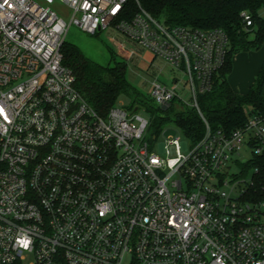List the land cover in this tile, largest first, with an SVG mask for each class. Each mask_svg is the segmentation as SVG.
<instances>
[{
  "label": "built area",
  "instance_id": "built-area-1",
  "mask_svg": "<svg viewBox=\"0 0 264 264\" xmlns=\"http://www.w3.org/2000/svg\"><path fill=\"white\" fill-rule=\"evenodd\" d=\"M62 1L70 22L35 0H0V264H264V182L253 191L257 169L239 159L243 149L264 157V115L232 132L202 115L204 136H167L162 155L139 107L100 114L61 52L70 25L113 26L183 70L200 111L226 62L225 30L168 24L139 0L130 19L129 0ZM175 84L153 82L159 106L181 99Z\"/></svg>",
  "mask_w": 264,
  "mask_h": 264
},
{
  "label": "trees",
  "instance_id": "trees-1",
  "mask_svg": "<svg viewBox=\"0 0 264 264\" xmlns=\"http://www.w3.org/2000/svg\"><path fill=\"white\" fill-rule=\"evenodd\" d=\"M140 5L154 17L168 24H182L201 29L221 28L229 37V50L224 66L214 76L213 88L198 95L200 111L194 106L185 107L177 99L167 107L149 105L150 126L155 139L169 123H174L186 140L199 141L205 134L208 121L213 130L232 132L242 127L253 112L264 115V68L251 89L239 94L231 87L228 76L233 71L234 56L242 51L259 50L264 44V16L260 9L264 0H139ZM139 10L135 0L127 5L128 19ZM248 11L253 24L245 26L241 13ZM61 52L63 63L75 76V86L94 106L105 115L122 95H132L137 102L145 103L141 93L129 82L128 62L111 50L112 63L102 65L89 58L74 43L64 41ZM252 111H248V108ZM242 164V163H241ZM247 168L253 172L252 190L264 182V157L249 161Z\"/></svg>",
  "mask_w": 264,
  "mask_h": 264
},
{
  "label": "rangeland",
  "instance_id": "rangeland-1",
  "mask_svg": "<svg viewBox=\"0 0 264 264\" xmlns=\"http://www.w3.org/2000/svg\"><path fill=\"white\" fill-rule=\"evenodd\" d=\"M35 1L42 6H50L60 16L65 18L66 21L70 22L73 15V9L64 1ZM260 14L264 16V6L260 9ZM65 40L79 46L89 58L102 65L113 64V53L111 50L120 56L118 53V47L120 44L124 46L125 51L134 50V54L131 57H128L127 60V77L131 85L141 93L142 97L145 99V103L137 102L132 95H122L115 104L117 107H139V113L150 119L148 109L149 105L159 106L152 97V85L156 80H159L168 86H176L175 79H178L179 86L177 87V92L181 96V99H183H177L178 102L185 107L191 106V104L194 102V99L189 92V86L187 85V77L183 70L171 66L162 58H157L153 62L152 60L154 58V53L151 50L141 47L138 43L127 37L122 32L118 31L113 26L99 32L96 35H91L82 30L79 26L72 24L68 29ZM118 43L120 44L118 45ZM249 52L255 51L250 50ZM263 68L264 64L260 67V70H257L258 72H253L252 76L258 78V76L262 73ZM244 77L245 74H243L240 65H238L235 71L229 76L230 81L235 85V89L241 93H246V91H248V86L245 88L242 86ZM248 111H252V108H248ZM164 129H166L165 133L157 140L155 139L153 129H150L146 136L147 141L150 143L151 149L162 155H165L166 152L164 148L165 138L167 136H178L181 134L179 128L172 122L169 123ZM181 146L184 153H186L190 148V144L184 138L181 140ZM239 159L242 164H247L248 161L252 159V153L246 149H243ZM234 169L235 171H239L241 166L235 165ZM130 260V256L126 257L125 263H129Z\"/></svg>",
  "mask_w": 264,
  "mask_h": 264
},
{
  "label": "crops",
  "instance_id": "crops-1",
  "mask_svg": "<svg viewBox=\"0 0 264 264\" xmlns=\"http://www.w3.org/2000/svg\"><path fill=\"white\" fill-rule=\"evenodd\" d=\"M249 51H242L234 56V67H233V71L230 73L231 75L235 71L236 67L240 65L243 74H245L242 86L244 88L248 86V91H246V93L249 92L252 85L255 83L257 79L255 78V76L254 77L252 76L253 72H258L257 70H260V67L264 64V44L259 50H254L255 52H249ZM118 53L125 60H128L129 56L126 52L118 49ZM152 61L154 62L155 59L153 58ZM229 76H228V81L231 87L233 88V90L239 94H246V93L238 92L235 89V85L230 81Z\"/></svg>",
  "mask_w": 264,
  "mask_h": 264
},
{
  "label": "snow or ice",
  "instance_id": "snow-or-ice-1",
  "mask_svg": "<svg viewBox=\"0 0 264 264\" xmlns=\"http://www.w3.org/2000/svg\"><path fill=\"white\" fill-rule=\"evenodd\" d=\"M89 6H90V5H88L87 3H85V5H84V7H89ZM117 8H119V5H117L116 8H113L112 11L115 12ZM92 10H93V11H96L95 8H93ZM2 111H3V109L0 108V112H2ZM24 244H25V246H27V242H26V241L24 242Z\"/></svg>",
  "mask_w": 264,
  "mask_h": 264
}]
</instances>
